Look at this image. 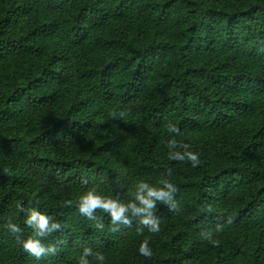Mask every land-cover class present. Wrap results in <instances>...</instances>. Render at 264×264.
Wrapping results in <instances>:
<instances>
[{
  "label": "trees",
  "instance_id": "obj_1",
  "mask_svg": "<svg viewBox=\"0 0 264 264\" xmlns=\"http://www.w3.org/2000/svg\"><path fill=\"white\" fill-rule=\"evenodd\" d=\"M0 264H264V0H0Z\"/></svg>",
  "mask_w": 264,
  "mask_h": 264
},
{
  "label": "clouds",
  "instance_id": "obj_2",
  "mask_svg": "<svg viewBox=\"0 0 264 264\" xmlns=\"http://www.w3.org/2000/svg\"><path fill=\"white\" fill-rule=\"evenodd\" d=\"M172 131H177L176 128H172ZM187 159L192 162V167L195 168L198 163H200L199 154L198 153H187ZM140 187L146 188V184H141ZM170 187V186H169ZM148 196H156L157 198H166L168 196V192H165L163 190L157 192L152 189L148 190ZM153 201L151 199H147L144 197H141V204L143 205V208H135L134 207V214H139L141 212H148L149 216L144 217L143 223L145 225H149V232L150 233H159L160 232V225L157 221L150 219V210L153 208ZM101 208L105 211H108L111 213L112 221L115 222L116 220H120L122 217H124V214L126 212V208L123 206L117 205L113 201H103L95 196L92 195V193H88L86 196H83L81 198V202L79 204V210L85 214H88L91 212V210ZM33 221L36 222V227H38L39 232L38 235H42L46 230L48 226V218L38 214L37 212L33 211L30 219L28 220V223L31 224ZM125 222H127L125 220ZM56 225H53L55 227ZM12 230L14 232L19 231V229L15 226H12ZM24 247L28 250H30L33 254H39L42 249L39 247L38 241L35 240H28L25 242ZM139 252L144 257H151L152 251L147 246V239L142 241Z\"/></svg>",
  "mask_w": 264,
  "mask_h": 264
}]
</instances>
